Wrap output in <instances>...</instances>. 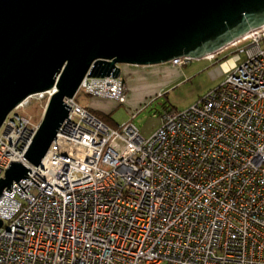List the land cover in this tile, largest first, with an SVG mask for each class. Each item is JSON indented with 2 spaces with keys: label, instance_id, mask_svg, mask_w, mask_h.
Listing matches in <instances>:
<instances>
[{
  "label": "built area",
  "instance_id": "2783aa9c",
  "mask_svg": "<svg viewBox=\"0 0 264 264\" xmlns=\"http://www.w3.org/2000/svg\"><path fill=\"white\" fill-rule=\"evenodd\" d=\"M263 44L264 25L207 55L229 51L224 82L166 110L147 139L65 99L37 167L23 155L39 122L19 110L54 91L19 105L0 128V178L11 161L28 176L0 197V264H264ZM79 90L126 100L120 74L86 76Z\"/></svg>",
  "mask_w": 264,
  "mask_h": 264
},
{
  "label": "water",
  "instance_id": "95a60500",
  "mask_svg": "<svg viewBox=\"0 0 264 264\" xmlns=\"http://www.w3.org/2000/svg\"><path fill=\"white\" fill-rule=\"evenodd\" d=\"M263 25L264 0H0V128L30 96L54 91L23 155L37 167L86 76L204 59ZM27 172L11 161L0 197Z\"/></svg>",
  "mask_w": 264,
  "mask_h": 264
},
{
  "label": "rangeland",
  "instance_id": "374dc122",
  "mask_svg": "<svg viewBox=\"0 0 264 264\" xmlns=\"http://www.w3.org/2000/svg\"><path fill=\"white\" fill-rule=\"evenodd\" d=\"M226 55L229 57V51L217 60H189L182 67L170 62L154 66L122 64L119 68L126 88L125 103L86 95L81 90L74 97L75 103L103 118L110 127L131 123L147 139L160 128L166 110L184 111L224 82L226 75L220 62ZM46 104L47 96L35 97L19 111L38 123Z\"/></svg>",
  "mask_w": 264,
  "mask_h": 264
},
{
  "label": "trees",
  "instance_id": "16d2710c",
  "mask_svg": "<svg viewBox=\"0 0 264 264\" xmlns=\"http://www.w3.org/2000/svg\"><path fill=\"white\" fill-rule=\"evenodd\" d=\"M222 62L224 61V59H222L221 60ZM222 62H220V63H222ZM94 116H96V118H98L99 120H101V121H103L105 124H107L106 123V121H104V119L103 118H101L100 116H98V115H95L92 111H90Z\"/></svg>",
  "mask_w": 264,
  "mask_h": 264
}]
</instances>
